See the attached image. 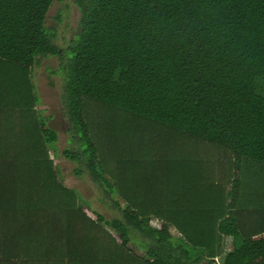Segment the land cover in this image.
Segmentation results:
<instances>
[{
  "label": "trees",
  "instance_id": "16d2710c",
  "mask_svg": "<svg viewBox=\"0 0 264 264\" xmlns=\"http://www.w3.org/2000/svg\"><path fill=\"white\" fill-rule=\"evenodd\" d=\"M54 1L0 0V264H264V0H75L66 51ZM44 57L111 220L51 158Z\"/></svg>",
  "mask_w": 264,
  "mask_h": 264
},
{
  "label": "rangeland",
  "instance_id": "374dc122",
  "mask_svg": "<svg viewBox=\"0 0 264 264\" xmlns=\"http://www.w3.org/2000/svg\"><path fill=\"white\" fill-rule=\"evenodd\" d=\"M79 17L75 0H55L49 8L45 28L54 33V43L62 51H66L70 42L76 39ZM61 64L62 60L57 57L38 58L32 77L38 96L36 108L58 136L56 144L51 145V148L55 150L54 152L51 150V158L63 185L76 192L82 205L111 220L117 217V210L104 199L98 185L92 182L89 175L78 170V163L72 162L63 155L67 148L77 150V144L71 141L73 135L63 98L64 77ZM151 225L155 227L158 223L152 222ZM173 234L176 235V233ZM134 241L137 243V240L134 239Z\"/></svg>",
  "mask_w": 264,
  "mask_h": 264
},
{
  "label": "crops",
  "instance_id": "0c3cea01",
  "mask_svg": "<svg viewBox=\"0 0 264 264\" xmlns=\"http://www.w3.org/2000/svg\"><path fill=\"white\" fill-rule=\"evenodd\" d=\"M235 243L236 242H234V240L231 237H228L225 240V252L228 253V252L233 251ZM216 260L219 262L221 260V258L220 259H216Z\"/></svg>",
  "mask_w": 264,
  "mask_h": 264
}]
</instances>
